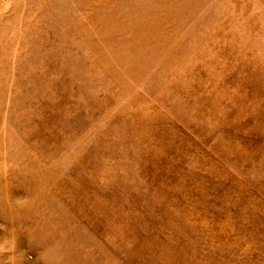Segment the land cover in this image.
Masks as SVG:
<instances>
[{"label":"rangeland","instance_id":"rangeland-1","mask_svg":"<svg viewBox=\"0 0 264 264\" xmlns=\"http://www.w3.org/2000/svg\"><path fill=\"white\" fill-rule=\"evenodd\" d=\"M0 264H264V0H0Z\"/></svg>","mask_w":264,"mask_h":264}]
</instances>
